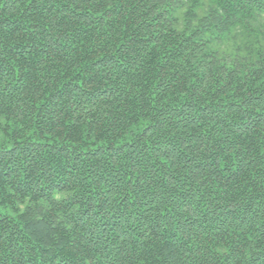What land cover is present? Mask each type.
Listing matches in <instances>:
<instances>
[{"label": "trees", "instance_id": "16d2710c", "mask_svg": "<svg viewBox=\"0 0 264 264\" xmlns=\"http://www.w3.org/2000/svg\"><path fill=\"white\" fill-rule=\"evenodd\" d=\"M264 0H0V264H264Z\"/></svg>", "mask_w": 264, "mask_h": 264}, {"label": "rangeland", "instance_id": "374dc122", "mask_svg": "<svg viewBox=\"0 0 264 264\" xmlns=\"http://www.w3.org/2000/svg\"><path fill=\"white\" fill-rule=\"evenodd\" d=\"M261 25L264 26V18L260 20Z\"/></svg>", "mask_w": 264, "mask_h": 264}]
</instances>
